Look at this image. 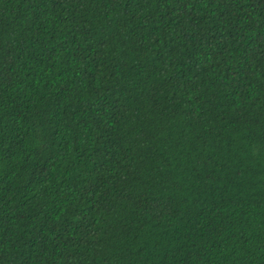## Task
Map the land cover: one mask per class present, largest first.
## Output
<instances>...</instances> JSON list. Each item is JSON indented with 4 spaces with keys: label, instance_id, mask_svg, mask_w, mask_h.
I'll return each instance as SVG.
<instances>
[{
    "label": "trees",
    "instance_id": "obj_1",
    "mask_svg": "<svg viewBox=\"0 0 264 264\" xmlns=\"http://www.w3.org/2000/svg\"><path fill=\"white\" fill-rule=\"evenodd\" d=\"M0 264H264V0H0Z\"/></svg>",
    "mask_w": 264,
    "mask_h": 264
}]
</instances>
